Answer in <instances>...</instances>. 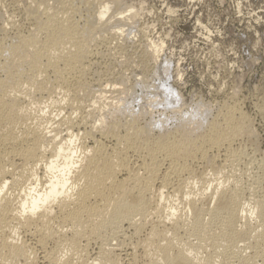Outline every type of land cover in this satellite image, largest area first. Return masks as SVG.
I'll list each match as a JSON object with an SVG mask.
<instances>
[{
    "label": "bare ground",
    "instance_id": "obj_1",
    "mask_svg": "<svg viewBox=\"0 0 264 264\" xmlns=\"http://www.w3.org/2000/svg\"><path fill=\"white\" fill-rule=\"evenodd\" d=\"M6 1L0 264H264V151L238 104L181 103L167 62L148 66L162 48L150 39L140 64L158 84L103 70L144 33L129 5ZM255 164L246 188L234 169Z\"/></svg>",
    "mask_w": 264,
    "mask_h": 264
},
{
    "label": "rangeland",
    "instance_id": "obj_2",
    "mask_svg": "<svg viewBox=\"0 0 264 264\" xmlns=\"http://www.w3.org/2000/svg\"><path fill=\"white\" fill-rule=\"evenodd\" d=\"M23 1L17 0L16 6L23 9ZM116 1L135 10L136 28L144 33L134 32L131 35L133 43L127 44V50L122 55L107 53L108 58L106 54L101 61L102 69L107 68L113 76L123 75L128 83H132L141 76L149 80L152 63L157 61L163 65L167 62L169 77L166 79L169 80L165 79L162 84L169 86L177 99L182 100L181 103L190 104L193 108L197 103L209 105L211 112L225 104H238L255 131L257 145L264 151V0ZM1 4L4 6L0 12L4 16L11 15L12 4L6 0ZM20 14L17 10L13 17L24 26L27 21ZM149 39L162 43V48L159 58L149 62L148 66L152 67L146 68V72L140 64L139 52ZM102 47L98 52L103 54ZM150 79L154 80V84L159 83L157 78L151 76ZM138 94H141L140 90ZM155 108L153 116L171 118V109ZM246 166L235 168L234 176L238 178L239 175L243 186L249 188L262 172L257 164L251 168ZM263 184L260 191L264 188Z\"/></svg>",
    "mask_w": 264,
    "mask_h": 264
}]
</instances>
